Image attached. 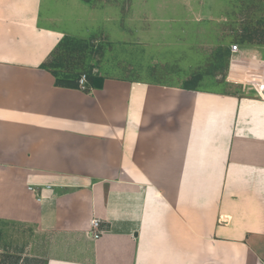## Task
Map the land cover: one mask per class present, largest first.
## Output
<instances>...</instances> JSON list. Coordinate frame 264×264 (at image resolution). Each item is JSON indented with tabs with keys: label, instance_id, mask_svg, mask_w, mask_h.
I'll return each instance as SVG.
<instances>
[{
	"label": "crops",
	"instance_id": "obj_1",
	"mask_svg": "<svg viewBox=\"0 0 264 264\" xmlns=\"http://www.w3.org/2000/svg\"><path fill=\"white\" fill-rule=\"evenodd\" d=\"M146 3L129 19L126 2L112 17L0 0V217L46 236L45 264H264V46L229 50L219 90L106 77L87 93L40 69L63 38L128 23L208 55L185 27L192 0Z\"/></svg>",
	"mask_w": 264,
	"mask_h": 264
},
{
	"label": "rangeland",
	"instance_id": "obj_2",
	"mask_svg": "<svg viewBox=\"0 0 264 264\" xmlns=\"http://www.w3.org/2000/svg\"><path fill=\"white\" fill-rule=\"evenodd\" d=\"M83 1H92L99 6L111 5L112 17H118L121 10L118 7L126 2L128 8L126 11L122 9V13L127 12L129 19L136 17L135 7H129L130 4L135 5L136 0ZM143 1L147 2L146 7L140 9L143 16L148 12L155 14V9L148 7L150 0ZM191 8L193 23L185 27L191 29V36H200L196 42L192 41L193 45H201L204 37H209L207 42L212 47H208L207 56L203 50L206 46L189 48L170 41L164 45V36H151L150 26L136 30L134 24L128 23L125 26L128 36L95 34L65 37L73 41L63 43L54 55L53 50L46 62L59 73L74 70L79 76L85 75L87 82L92 79L91 85L97 87L104 78L111 77L163 84L184 83L185 86L188 84L209 90L225 89L221 83L228 63L226 53L238 45L264 46V0H192ZM115 23L111 31H123L124 26H119V21L117 25ZM137 31L140 36L136 35ZM221 41L224 47L217 44ZM48 243L46 236L32 224L21 219L0 217V264H45Z\"/></svg>",
	"mask_w": 264,
	"mask_h": 264
},
{
	"label": "trees",
	"instance_id": "obj_3",
	"mask_svg": "<svg viewBox=\"0 0 264 264\" xmlns=\"http://www.w3.org/2000/svg\"><path fill=\"white\" fill-rule=\"evenodd\" d=\"M73 40H69L67 38H63L58 45L56 46V48L54 49V51L52 52V55H54V53L57 51L58 47L62 46L63 43L67 44L72 42ZM50 55V56H52ZM40 69L46 70L48 71L55 79V86L57 87H61V88H68V89H78L79 88V84L78 81L80 79L81 76H79L77 73L74 72V70L72 72H67V73H63V72H57V70L52 69L49 66V62L47 61L46 63H43L40 66ZM53 71H52V70ZM77 74V76H76ZM89 82H87V86H86V92L88 93L90 88H97V86H92L91 83H93V80H89Z\"/></svg>",
	"mask_w": 264,
	"mask_h": 264
},
{
	"label": "built area",
	"instance_id": "obj_4",
	"mask_svg": "<svg viewBox=\"0 0 264 264\" xmlns=\"http://www.w3.org/2000/svg\"><path fill=\"white\" fill-rule=\"evenodd\" d=\"M231 51L232 52H236L237 51V46H233L231 48ZM78 84H79V89H81L83 91L86 90L87 80H86V76L85 75L80 77V79L78 81ZM29 190L31 192H34V190H32L31 188H29ZM100 227H101V220H99L98 218H93L90 221V223H89L88 230H87V235L93 240L100 239V237L103 234V231L101 230Z\"/></svg>",
	"mask_w": 264,
	"mask_h": 264
}]
</instances>
